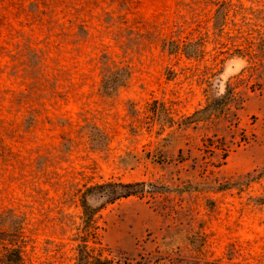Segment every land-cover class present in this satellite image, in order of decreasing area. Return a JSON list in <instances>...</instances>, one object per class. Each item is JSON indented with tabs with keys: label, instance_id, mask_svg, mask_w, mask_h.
<instances>
[{
	"label": "rangeland",
	"instance_id": "1",
	"mask_svg": "<svg viewBox=\"0 0 264 264\" xmlns=\"http://www.w3.org/2000/svg\"><path fill=\"white\" fill-rule=\"evenodd\" d=\"M79 244L264 264V0H0V264Z\"/></svg>",
	"mask_w": 264,
	"mask_h": 264
},
{
	"label": "trees",
	"instance_id": "2",
	"mask_svg": "<svg viewBox=\"0 0 264 264\" xmlns=\"http://www.w3.org/2000/svg\"><path fill=\"white\" fill-rule=\"evenodd\" d=\"M143 185V183H121V182H106L101 184H95L92 186L86 187L84 192H81L80 195V205L82 208V219L83 222L88 225L92 220V216L96 209L91 208L87 204V194L95 193L98 191L99 198H102L103 203H111L118 198L127 197L135 193L134 187ZM14 252V251H13ZM17 260L19 259L18 254L14 252ZM15 261V262H16ZM76 264H117L111 259L101 258L100 256H92L89 251L86 249L85 245H78Z\"/></svg>",
	"mask_w": 264,
	"mask_h": 264
}]
</instances>
